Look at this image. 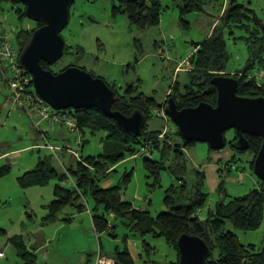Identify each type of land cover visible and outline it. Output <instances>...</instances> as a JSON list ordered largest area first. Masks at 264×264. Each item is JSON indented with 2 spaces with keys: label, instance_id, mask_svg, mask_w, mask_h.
Here are the masks:
<instances>
[{
  "label": "rangeland",
  "instance_id": "1",
  "mask_svg": "<svg viewBox=\"0 0 264 264\" xmlns=\"http://www.w3.org/2000/svg\"><path fill=\"white\" fill-rule=\"evenodd\" d=\"M230 1L211 0L204 5L203 13H190L181 18L171 0H161L159 24L141 30L130 26L126 15H113L110 0H75L70 8L69 23L61 33L69 50L65 49L66 54L51 66L52 72L57 74L65 67H78L94 77L102 78L111 88L123 90L132 85L137 87V93L153 98L158 104L164 102L165 105L170 92L174 90V82H187L188 75L184 68L195 52V44L209 38L214 22H218L216 18L223 16ZM233 1L252 10L255 20L264 18V0ZM19 6L10 2L0 4V28L9 34L14 47L17 45L19 31L37 28V24L26 17L19 18L16 13ZM181 20L188 22V27ZM216 24V28L222 32L228 56L226 70L220 76L234 77L239 75L236 70L244 69L250 58L245 47L248 42L242 38L249 34L250 40L258 41V38H253L257 37L258 32L251 37L250 31L245 34L242 30L222 27L221 20ZM254 75L256 80L264 83V73ZM10 99L8 85L0 79V168H8V172L0 176V250L5 255L4 259H0V264H23L8 242L9 238L18 236H21L27 250L30 251L31 246L35 248L38 264H90L86 261L87 255L90 254L94 262L99 247L107 256H112L115 248L123 250L122 236L126 231L118 222L113 234L96 235L93 232L90 210H93L95 204L90 195L83 197L87 210L75 213L73 221L66 223L63 220L70 212V208L66 207L57 221L46 223V206L54 200V188L59 182L52 179L45 186L29 188L19 185V180L26 172L33 171L39 160L47 159L59 173H65L69 162L83 161L81 156L98 157L104 152L105 134L86 133L81 139L76 138L78 130L74 134L69 133L63 124L49 128L47 123H42L43 130L52 131L47 137L49 144L59 148L67 147L53 154L44 148L46 142L43 137L37 140L38 134L29 119L18 111ZM149 126L160 130L163 126L173 128L172 123L163 122L157 117L149 121ZM232 137L231 131L225 133L227 144L219 151L210 150L205 143H194L184 149L186 197L194 192L196 172L204 176L203 192L207 195V202L199 212L202 220L213 213L218 204L243 197L259 188L260 181L249 166L252 153L235 151L228 144ZM148 151L149 147L145 146L138 155L127 157L109 170V173L113 172L100 182V187L121 185L124 175L129 174L130 180L123 186L127 187L121 192L122 199L156 216L167 210L164 205L167 190L173 187L179 192L181 184L166 169L160 172L159 185L153 186L154 181L146 178L143 166L145 157L140 154H147L151 160H156L158 156ZM60 186L69 190L74 188L71 180ZM172 196L178 204L187 203L186 200L179 201L178 193ZM107 219L112 223L116 221L112 215H108ZM225 228L232 231L242 245H254L258 251L264 247V223L259 229L248 232L236 231L230 223H226ZM145 241L154 250L146 254L140 241L135 240L131 244L135 264H168L170 261H178L174 250L163 238L147 236ZM108 263L116 264L112 260H108Z\"/></svg>",
  "mask_w": 264,
  "mask_h": 264
},
{
  "label": "trees",
  "instance_id": "2",
  "mask_svg": "<svg viewBox=\"0 0 264 264\" xmlns=\"http://www.w3.org/2000/svg\"><path fill=\"white\" fill-rule=\"evenodd\" d=\"M110 1L113 4V15H126L130 26H134L137 29L143 30L156 26L160 22L161 0ZM171 1L178 8L182 18L190 13H203L204 5L211 0ZM4 2H10L13 5L20 4L16 0H0V4ZM220 7L222 8L223 6L221 5ZM16 13L19 14L20 19L25 18L24 7L21 4ZM253 16L252 10L231 0L223 16L216 19H218V22L221 20V26L228 27L229 30L238 29L244 31L245 34L250 31L251 37L258 32L256 33L257 37H253L258 38V41L250 40L249 34L242 38L248 42L245 47L250 58L248 57L243 67L244 69L236 70L239 75H235L236 77L234 76L233 78L238 81L237 95L264 98V83H260L254 78V74L264 73V18L255 20ZM218 22H214V28L209 38L200 44H195V52L188 59L184 68L188 75L187 82L179 84L175 81L174 86H172L174 90L170 92L168 99L173 98L178 109L194 108L200 103L215 105L217 93L210 82L214 77L222 75L221 73L226 70V61L228 59L222 32L216 28L218 26L216 23ZM182 23L185 24V27H188V22L182 21ZM41 26V24H37V28L34 30H21L18 32L15 48L20 53L28 45L33 32ZM65 49L69 50L66 46ZM40 64L43 69L52 72L50 66L43 62ZM254 70L255 72H253ZM111 89L116 92V101L112 105L113 111L120 112L126 117L139 112L145 118L141 134L135 136L122 131L112 119L107 118L95 108L69 109L76 120L77 130L79 131L76 137L80 136L83 139L86 133L90 135L104 133V152L96 158L81 156L83 161L73 160L71 163L69 162L65 173H59L47 159L39 160L36 168L26 173L19 180V185L22 188L45 186L52 179H56L59 182L54 188V200L46 206L45 222L52 223L57 221L59 215L66 207H69L74 213L86 211L87 208L83 202V197L84 195H90L95 204L93 210L90 211L93 232L96 235L110 232L113 234L117 227V222L126 231L122 236L123 250L115 248L113 255L107 256L102 253L99 247V252L95 254V261L97 257L101 256L104 257L106 262L112 260L117 264H135L129 253L127 241H140L145 253L148 254L149 251L154 249L146 243L145 237L147 236L163 238L172 247L176 259L179 260L176 243L181 235L187 234L206 242L211 252L207 258V264H264V247L261 251H258L254 245H242L237 236L225 228L226 223H230L236 231L248 232L260 228L264 223V182L260 181L258 189L252 190L243 197L218 204L217 209L210 213L205 220H202L199 212L205 207L207 202V195L203 192L204 176L202 173L196 172L194 192L189 197H186L184 184L186 178L184 149L195 142H184L181 140L177 128L164 113L167 102L165 105H163L164 102L163 104H158L153 98L137 93V87L132 85H128L123 90ZM154 117L161 118L163 122L172 123L173 128L164 126L162 130L150 128L149 121ZM164 129L166 131H163ZM245 138L249 143V148L245 151L235 149L234 146L238 140L235 132H233L232 139L228 140V144L238 153H246V151L252 153L253 157L249 166L253 171V163L262 141L260 138L253 136L245 135ZM145 146L149 147L148 152L151 155L155 153L158 156L156 160H151L147 154H140L145 157L143 166L146 178H151L154 181L153 186L159 185L160 172L166 169L174 174L175 179L181 184L179 192L173 187L167 190L164 199V205L167 210L158 213L156 216H152L147 209L135 208L132 203L122 199L121 192L123 188L127 187L123 186L129 182V174L124 175L121 185L118 184L110 188L100 187V182L113 172L110 171L109 173V170L127 157L138 155ZM7 172L8 168H0V176ZM70 180L74 185L73 190L60 186L63 182ZM177 193L179 194V201L186 200L187 203L178 204L172 196ZM108 215H112L115 218V223L107 219ZM63 220L69 222L70 219L66 217ZM8 242L14 247L23 264H38L37 255L34 252L35 249L27 250L21 236L9 238ZM0 251L4 255V251ZM90 257L91 261L89 262L93 264L92 256L90 255ZM4 258L5 255L0 259ZM152 264L159 263L152 262ZM168 264H178V261H170Z\"/></svg>",
  "mask_w": 264,
  "mask_h": 264
},
{
  "label": "water",
  "instance_id": "3",
  "mask_svg": "<svg viewBox=\"0 0 264 264\" xmlns=\"http://www.w3.org/2000/svg\"><path fill=\"white\" fill-rule=\"evenodd\" d=\"M16 1L24 7L27 19L42 25L33 32L19 57L20 66L32 77L36 94L55 111L95 108L122 131L139 136L145 118L139 112L126 117L113 111L116 92L102 78L93 77L78 67L53 74L40 64L51 67L63 57L65 41L61 33L69 23L70 8L75 0ZM210 83L217 93L214 106L200 103L194 108L178 109L174 99L169 98L164 109L166 117L177 128L181 140L205 143L212 151L226 146L225 133L231 130L238 138L234 147L240 151L249 148L245 135L260 138L262 143L253 172L264 182V98L237 95L238 81L230 76L214 77ZM176 247L178 264H207L211 254L205 241L187 234L178 238Z\"/></svg>",
  "mask_w": 264,
  "mask_h": 264
},
{
  "label": "built area",
  "instance_id": "4",
  "mask_svg": "<svg viewBox=\"0 0 264 264\" xmlns=\"http://www.w3.org/2000/svg\"><path fill=\"white\" fill-rule=\"evenodd\" d=\"M19 57L20 52L10 41L9 34L0 28V78L7 83L11 101L18 111L29 119L36 130H40L42 123H47L49 127L63 124L69 133L75 134L76 120L71 111H55L36 94L32 77L20 66ZM44 148L56 154L55 151H64L67 147H54L46 141ZM73 155L76 156L75 153ZM3 257L0 251V258ZM95 264H105L104 257H97Z\"/></svg>",
  "mask_w": 264,
  "mask_h": 264
},
{
  "label": "crops",
  "instance_id": "5",
  "mask_svg": "<svg viewBox=\"0 0 264 264\" xmlns=\"http://www.w3.org/2000/svg\"><path fill=\"white\" fill-rule=\"evenodd\" d=\"M214 26V25H213ZM212 26V27H213ZM210 35V34H209ZM208 35V36H209ZM32 128V127H31ZM50 128V127H49ZM33 129V128H32ZM34 130H36L35 128H34ZM55 130V129H54ZM50 132H52V131H48L47 129L46 130H43L42 128H41V125H40V130H36V133L38 134V137H37V140H38V138L41 140L42 139V137H43V139L45 140V142L47 141L48 142V135L50 134ZM53 134H54V132H53ZM46 138V139H45ZM31 147H36V145H32ZM55 147V146H54ZM64 147H66V146H64ZM26 173H28V172H26ZM107 188V187H106ZM91 211V210H90ZM75 216H76V214L74 213V211L72 210H70V212L68 213V214H66V216L64 217V218H66V217H68V219H70L69 220V222L70 221H73L74 219H75ZM63 218V219H64ZM90 219H91V224H92V215H91V213H90ZM66 222V221H65ZM69 222H66V223H69ZM133 243H135V240H128L127 241V247H128V250H129V253L131 254V256H132V258H133V260H134V255H133V252H132V248H131V244H133ZM35 245H38L37 243L35 244ZM133 246H135V244L133 245ZM31 250L32 249H35L33 246H31V248H30ZM36 251V250H35ZM34 251V252H35ZM136 251H138L137 249H136ZM36 253V252H35ZM136 255V254H135ZM91 259V257H90V254H88L87 255V257H86V261H87V263L89 262V261H91L90 260ZM93 262V261H92ZM89 263H91V262H89ZM96 263V261H95V259H94V262H93V264H95ZM105 264H109L108 262H106L105 261Z\"/></svg>",
  "mask_w": 264,
  "mask_h": 264
},
{
  "label": "flooded vegetation",
  "instance_id": "6",
  "mask_svg": "<svg viewBox=\"0 0 264 264\" xmlns=\"http://www.w3.org/2000/svg\"><path fill=\"white\" fill-rule=\"evenodd\" d=\"M231 132L233 133L234 131H233V130H231Z\"/></svg>",
  "mask_w": 264,
  "mask_h": 264
}]
</instances>
